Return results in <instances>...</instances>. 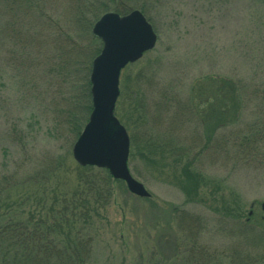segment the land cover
Segmentation results:
<instances>
[{"label": "rangeland", "instance_id": "1", "mask_svg": "<svg viewBox=\"0 0 264 264\" xmlns=\"http://www.w3.org/2000/svg\"><path fill=\"white\" fill-rule=\"evenodd\" d=\"M89 1L42 0L47 15L41 18L33 13L23 17L24 24L27 23L19 38L26 46H18L14 55L13 44L1 30L5 18L0 13L1 226L7 219L27 220L36 207L42 186L51 190L61 185L59 188L69 190L74 185L78 164L72 157L75 139L67 122L69 114L84 113L78 107L82 100L77 98L79 92L83 93V79L81 73L76 74L78 69L74 78L66 75V70L59 75L53 72L56 51L51 44L58 40L57 46L66 50L69 20L74 18L78 7L83 8ZM123 1L131 11L142 9L157 36L151 51L121 71L122 96L114 110L121 109L124 122L140 137L134 150L129 148L127 164L131 176L150 196L147 201L129 193L124 183L112 184L110 201L91 216L88 264H155L161 262L162 256H171L172 243L186 248L187 241H183L178 230L173 207L209 223L199 238L202 245L210 248L241 245L248 240L241 235L232 236L235 227L232 217L224 225L226 234L214 230L219 229L217 213L223 204L228 212L232 205L235 210V202L241 203V220L250 221V228H264V168L257 165L258 161H264V156L260 154L255 163L248 157L243 161L232 152V135L245 132L246 125L262 119V114H242L239 124L232 126L231 120L224 127L213 129L197 121H181L177 125L175 114L171 110L163 113L158 105L167 99L186 102L191 90L206 79L236 80L248 88L264 85V0ZM9 18L13 17H8L10 23ZM30 21H34V27ZM42 21H48L44 30L40 28ZM28 28L34 30L30 33ZM75 37L72 42L78 40ZM137 74L139 80L135 83ZM125 78L130 81L124 87ZM137 114L144 118L137 120ZM154 114L161 115L155 118ZM144 132L156 138L165 137L172 151L183 150L185 155L177 158V163L174 157L165 158L161 163L167 170L156 169L154 163L143 158ZM187 162L205 181L197 196L190 200L175 177L179 174L182 178L180 169ZM230 215L231 211L227 216ZM259 219L262 225H258ZM246 250L260 251L256 247ZM172 260L169 259L171 263Z\"/></svg>", "mask_w": 264, "mask_h": 264}, {"label": "trees", "instance_id": "2", "mask_svg": "<svg viewBox=\"0 0 264 264\" xmlns=\"http://www.w3.org/2000/svg\"><path fill=\"white\" fill-rule=\"evenodd\" d=\"M42 5V0H0L1 17L5 18L1 30L14 46L13 55L16 49L18 50V46H26V43L23 44L19 38V34L25 30L27 23L26 21L24 24L23 17L26 14L35 13L44 18L47 11L43 10ZM130 8L123 0H91L85 2L83 8L78 7L74 18L69 20L70 28L66 35L69 44H66V50L57 46L58 40H54L51 44V47L56 51L53 72L59 75L66 70V75L74 78L72 76L76 73L75 69H78L76 74L81 73L83 79V93L79 92L77 98L83 102H79L78 107L83 108L84 113L79 114L81 119L76 113L69 114L67 122L75 140L91 111L89 74L91 62L101 49L100 40L90 34L92 25L107 11L124 15L131 11ZM139 10L141 13L143 12L142 9L139 8ZM99 14L101 15L99 16ZM11 16L13 20L9 18V23L8 17ZM42 22L43 27L40 28L44 30L46 28L44 23L48 21ZM30 26H35L34 21H30ZM32 30L34 28H28L30 33ZM88 35L90 39L87 37ZM74 36L78 40L72 42ZM16 37L17 39H15ZM84 37L88 39L86 40ZM81 39H84L83 42H80ZM33 41L34 39L30 43L31 49ZM26 49L29 50V48ZM138 80L139 74L136 75L134 82L138 83ZM129 81V78L124 79V87ZM120 96H122V92L121 95L119 94ZM167 100L164 103L161 100L158 106L163 113L171 110L175 114V117L171 115L175 118L174 121L177 125L181 124V121H197L203 127L211 125L213 129H218L224 127L231 120L232 126L239 124L242 114H262V119L256 117V120L246 125L245 132L240 131L232 135V152L238 158H242L243 161H247L246 158L248 157L254 159L255 163H257L260 154L264 156V85L248 88L236 80L206 79L191 90L186 102L175 103L173 99L172 101ZM80 103L81 106H79ZM133 109L137 111V108L133 107ZM120 111L121 109L114 111V115L120 124H126H123V127L127 133L130 132L128 134L129 148L134 150L140 137L131 132ZM159 115L161 114H154V117H159ZM136 116L139 121L144 118L140 114ZM146 132L141 135V146L144 151L146 150L145 157H142L146 162L154 163L156 169L161 167V169L167 170L165 164L161 163L165 161V158L174 157L177 163L179 161L177 158L181 159L185 155L182 153L183 150L181 153L172 151L168 145L169 141L165 137H157V139ZM206 139L209 142V138ZM258 163L257 165L262 164L261 166L264 168V161L262 163L258 161ZM180 170L181 173L183 172V176L181 178L179 174L175 175L177 184H179L183 194L188 199H192L193 196H197L200 186L205 185V181L197 170L191 168L190 162L185 163ZM74 174V185L69 190H66L67 187L59 188L61 185L51 188V190L42 186L40 197L36 198V207L33 212H30L27 220L14 222L12 219H7L3 226L0 225L1 264L89 263L92 240L88 230L92 225L91 216L97 213L98 208H104L110 201L112 184L114 182L123 184V182L112 179L107 170L91 166L81 167L77 165ZM144 199L149 201L148 198ZM240 204L235 202V210H233L234 206L232 205V210L229 209L228 212L223 204L221 212L217 213L219 229L214 230L216 233L223 232L222 235L226 234L227 229L224 225L227 218L232 217V222L235 224V227L232 228V236L241 235L240 237L248 240L233 248L232 245L210 248L199 243V238L203 233L205 234L209 223L198 215L173 207L172 213H174V219L178 224V230L183 234V241H187V245L186 248H180L181 244L172 243L170 246L171 256L167 258L162 256L159 259L161 262L157 261L155 264H264V228L258 226L259 224L262 225L263 221L259 219L257 225L259 228H250V221L241 220ZM229 211L232 212V216H227ZM225 236L231 238V236ZM251 247H256L260 251L246 252V248L250 249ZM169 259H173L172 263Z\"/></svg>", "mask_w": 264, "mask_h": 264}, {"label": "water", "instance_id": "3", "mask_svg": "<svg viewBox=\"0 0 264 264\" xmlns=\"http://www.w3.org/2000/svg\"><path fill=\"white\" fill-rule=\"evenodd\" d=\"M91 33L100 40L101 49L91 62L89 74L91 111L72 145V157L81 167L107 170L132 195L149 198L128 169L129 137L114 109L121 70L155 47L156 33L139 10L125 15L106 12L93 24Z\"/></svg>", "mask_w": 264, "mask_h": 264}]
</instances>
